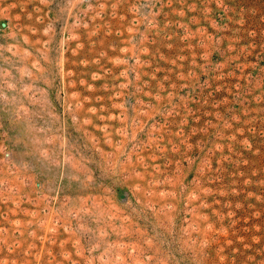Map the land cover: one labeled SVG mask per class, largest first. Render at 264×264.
I'll list each match as a JSON object with an SVG mask.
<instances>
[{
  "label": "rangeland",
  "instance_id": "1",
  "mask_svg": "<svg viewBox=\"0 0 264 264\" xmlns=\"http://www.w3.org/2000/svg\"><path fill=\"white\" fill-rule=\"evenodd\" d=\"M0 264H264V0H0Z\"/></svg>",
  "mask_w": 264,
  "mask_h": 264
}]
</instances>
